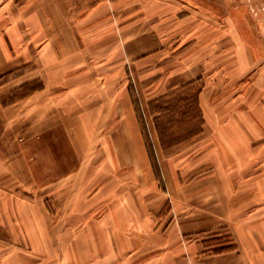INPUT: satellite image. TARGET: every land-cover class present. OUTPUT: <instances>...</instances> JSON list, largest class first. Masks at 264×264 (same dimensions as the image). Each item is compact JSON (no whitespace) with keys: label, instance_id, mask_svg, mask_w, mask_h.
I'll use <instances>...</instances> for the list:
<instances>
[{"label":"rangeland","instance_id":"obj_1","mask_svg":"<svg viewBox=\"0 0 264 264\" xmlns=\"http://www.w3.org/2000/svg\"><path fill=\"white\" fill-rule=\"evenodd\" d=\"M22 1L0 0V15L15 16L20 11L15 4ZM141 4V11L126 9L125 18L129 33L142 32L137 36L142 49L126 53V88L134 115L125 122L135 124L137 138L127 132L126 142H131L120 148L112 135L107 140L109 154L120 153L122 164L114 166L119 167V180L112 179L118 170L111 165V179L97 181L109 188L104 212L118 219L119 199L133 217L135 205L141 220L136 254L159 264L167 255L174 264H264V243L260 260L213 257L220 255L213 251L230 242L236 249V231H243L244 222L256 226L255 234L262 232L264 237V0H142ZM133 38L126 36L127 46L139 43ZM150 63H157L152 74ZM135 65L142 70V79L134 76ZM23 70L0 76V84ZM39 87L43 84L37 81L13 86L0 96V104L9 106ZM175 92L179 94L173 96ZM197 94L199 113L187 101L172 112L156 107V100L164 96L190 100ZM199 126L200 133L188 137L187 132ZM9 130V141L22 143L23 132ZM2 132L0 119V145L5 140ZM92 151L91 157L105 155V149ZM14 152L21 156L20 148ZM228 191L232 193L225 194ZM95 194L96 190L89 198ZM64 198L69 203L74 196ZM226 200L232 205L226 206ZM48 204L53 210V197ZM231 208L241 213H232ZM76 213H71L73 220ZM235 214L244 217L233 221ZM73 223L63 227V236L87 234ZM123 230L116 226L110 232L122 237Z\"/></svg>","mask_w":264,"mask_h":264},{"label":"crops","instance_id":"obj_2","mask_svg":"<svg viewBox=\"0 0 264 264\" xmlns=\"http://www.w3.org/2000/svg\"><path fill=\"white\" fill-rule=\"evenodd\" d=\"M141 3L23 0L15 4L20 10L15 16L0 15V76L26 69L0 84V96L18 84H43L9 106L0 104L5 137L0 145V264H159L136 254L141 220L135 205L133 217L128 216L116 199L118 219L107 215L109 188L97 183L111 179V165L118 170L112 179H120L119 167L114 166L122 164L121 155L109 154L108 138L112 135L117 148L131 142H126L127 132L137 138L135 124L125 122L134 115L126 88V53L142 49L137 37L142 32L129 33L125 18L126 9L141 11ZM127 35L139 43L127 46ZM156 66L150 63V74ZM134 70L142 79L138 65ZM10 128L23 132L19 145L9 141ZM19 148L21 156H16ZM91 149H105V155L93 158ZM67 196L74 198L68 203L63 199ZM94 212L100 213L90 217ZM239 217L244 215L235 214L232 220L240 221ZM73 222L87 234L63 236V227H73ZM116 226L125 229L122 237L111 235ZM243 226V231H236V249L213 257L263 258L262 232L256 235V226L248 221ZM161 264H174L171 255Z\"/></svg>","mask_w":264,"mask_h":264},{"label":"trees","instance_id":"obj_3","mask_svg":"<svg viewBox=\"0 0 264 264\" xmlns=\"http://www.w3.org/2000/svg\"><path fill=\"white\" fill-rule=\"evenodd\" d=\"M185 88V87H184ZM183 88V89H184ZM176 94H179L178 92H175V94H172L173 96H175ZM199 94V93H198ZM195 95V96H191L190 100L189 99H186V98H183L184 96L181 95V96H178L177 98H171L172 95H169V96H164L158 100H156L157 102V108H161V107H164L166 108L164 111H175L176 109H179L181 108L179 105L180 103L182 102H185L187 101L186 103H188V106L191 107V110H194L196 112L199 113L200 109H199V102H198V98L199 96ZM168 98H171L168 102L166 101ZM156 108V109H157ZM156 112V111H155ZM160 113V112H159ZM157 125H159L157 123ZM202 124L200 123V126ZM200 126L198 128H194L193 130H189L187 132L188 134V137H192V136H195L197 134L200 133L201 129H200ZM159 127V126H158ZM164 144V143H163ZM166 148V147H165ZM231 241V240H230ZM235 250V246L231 244V242L229 243L228 246H225V247H222L221 249L219 250H216V251H213L214 254H221V253H225V252H231V251H234Z\"/></svg>","mask_w":264,"mask_h":264}]
</instances>
